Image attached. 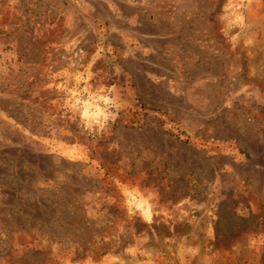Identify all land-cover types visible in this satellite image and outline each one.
Here are the masks:
<instances>
[{
  "label": "rangeland",
  "instance_id": "374dc122",
  "mask_svg": "<svg viewBox=\"0 0 264 264\" xmlns=\"http://www.w3.org/2000/svg\"><path fill=\"white\" fill-rule=\"evenodd\" d=\"M0 264H264V0H0Z\"/></svg>",
  "mask_w": 264,
  "mask_h": 264
},
{
  "label": "trees",
  "instance_id": "16d2710c",
  "mask_svg": "<svg viewBox=\"0 0 264 264\" xmlns=\"http://www.w3.org/2000/svg\"><path fill=\"white\" fill-rule=\"evenodd\" d=\"M182 134H184V133H183V132H179L178 134H176V137H177L178 139H180V135H182ZM183 141H184V142H188V138H185Z\"/></svg>",
  "mask_w": 264,
  "mask_h": 264
}]
</instances>
